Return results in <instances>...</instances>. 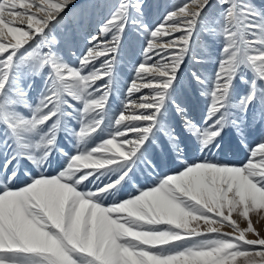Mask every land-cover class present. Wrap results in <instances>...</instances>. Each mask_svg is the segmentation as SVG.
<instances>
[{"label":"snow or ice","instance_id":"obj_1","mask_svg":"<svg viewBox=\"0 0 264 264\" xmlns=\"http://www.w3.org/2000/svg\"><path fill=\"white\" fill-rule=\"evenodd\" d=\"M160 7L0 0V264H264V0Z\"/></svg>","mask_w":264,"mask_h":264},{"label":"rangeland","instance_id":"obj_2","mask_svg":"<svg viewBox=\"0 0 264 264\" xmlns=\"http://www.w3.org/2000/svg\"><path fill=\"white\" fill-rule=\"evenodd\" d=\"M156 2L157 3L160 2L159 3L161 5L160 12H163L164 6L166 4H168L170 2H176V0H156ZM129 68H130V70H129ZM127 69L128 70H127V73H126V76H125L126 79H124L127 83L125 81H122V83H120V88L121 89H123L124 86H126L130 82V77H131V74H132L131 67L128 66ZM242 157H243V152L242 151H239V150H236V151L227 152V153L224 154L223 157H217V158L218 159H221V160H224L225 159L228 162H238L240 159H242ZM51 174H54V173H51ZM245 226H246V224H243V226H241V227H245ZM254 227L256 228L257 231H259L261 233V235H264V225L261 227L260 224L258 223V224H254ZM225 231H228V229H225ZM248 238L251 239V238H254V236L252 234H248Z\"/></svg>","mask_w":264,"mask_h":264},{"label":"bare ground","instance_id":"obj_3","mask_svg":"<svg viewBox=\"0 0 264 264\" xmlns=\"http://www.w3.org/2000/svg\"><path fill=\"white\" fill-rule=\"evenodd\" d=\"M160 3V2H159ZM69 11H70V9H69ZM127 67L128 66H124L123 67V71H122V73H121V77H120V80H121V82L120 83H122V81H125L124 79H126V73H127ZM129 70H130V68H129ZM126 82V81H125ZM127 83V82H126ZM124 84V83H123ZM118 87H120V84H119V86ZM125 87V86H124ZM147 91V90H146ZM238 159V158H237ZM225 160V159H224ZM229 160V159H228ZM232 160V159H231ZM236 161V160H235ZM252 220H253V223L254 224H260V226L262 227L263 225H264V219H262V218H260V217H257L256 215H252ZM257 221H259V222H257ZM243 224L244 223H241V226H243Z\"/></svg>","mask_w":264,"mask_h":264}]
</instances>
